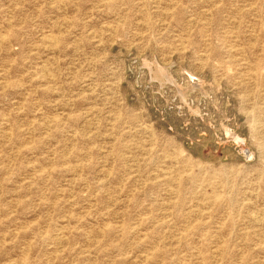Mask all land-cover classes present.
I'll use <instances>...</instances> for the list:
<instances>
[{
	"label": "rangeland",
	"instance_id": "obj_1",
	"mask_svg": "<svg viewBox=\"0 0 264 264\" xmlns=\"http://www.w3.org/2000/svg\"><path fill=\"white\" fill-rule=\"evenodd\" d=\"M0 264H264V0H0Z\"/></svg>",
	"mask_w": 264,
	"mask_h": 264
}]
</instances>
